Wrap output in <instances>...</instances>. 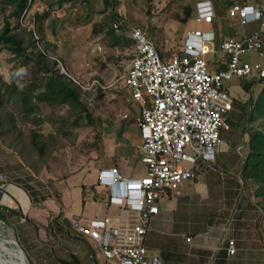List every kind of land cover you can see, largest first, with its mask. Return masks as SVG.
<instances>
[{
  "label": "rangeland",
  "instance_id": "1",
  "mask_svg": "<svg viewBox=\"0 0 264 264\" xmlns=\"http://www.w3.org/2000/svg\"><path fill=\"white\" fill-rule=\"evenodd\" d=\"M197 1L118 0L115 5L118 17L113 22L120 23L116 33L122 32L127 37L131 26H139L159 52L169 57L179 50L185 31L192 25V17L183 21V7L191 5L194 9ZM242 1L264 3V0ZM30 2L19 22L36 32L35 12L40 13L48 7L46 0ZM213 3L219 15L216 19L221 24L220 37L240 35L245 28H259V22L241 26L236 20L229 19L227 0H213ZM72 6L66 1L61 5L53 3L51 16L55 21H45V51L57 61L55 68L59 72L77 81L72 79L80 87L81 101L102 121L107 134L104 137L102 133V145L96 148L91 145L95 134L91 127L81 126L73 129L71 135L63 136L57 133L56 123L44 121L37 130L55 137L51 154L41 160L27 152L21 143L23 140L26 144L23 134H27L33 125L23 123L15 107L3 106V112L12 113L16 128L23 134L22 139L15 141L10 135L0 133V206L16 210L7 220L0 219V264H12L9 254L12 251L22 255L26 264H114L105 260L89 239L73 230L67 235L62 234L56 231L54 223L67 228L70 227L66 221L86 223L84 216L90 214L91 206L88 202L95 200L89 189L93 185H70L69 177L80 172L88 174L91 165L105 156L108 142L113 146L122 137L127 142L131 138L133 146L139 144V132L133 121L139 106L131 101L123 80L133 47L132 44H112V39L105 35L106 30L91 31L92 25L102 20L100 13L86 24L73 19L75 7ZM101 7L102 0H97V8ZM2 13L0 9V26ZM60 19H64V23L61 24ZM210 57L212 55H207L208 60ZM12 58L0 46V80L13 81L19 87L28 84L33 77L31 67L16 69L19 62ZM262 86V82L256 83L245 96H256ZM229 92L236 97L243 95V90L240 93L233 86ZM39 108L36 115L40 117L53 114L55 118L59 114L65 115L67 110L65 105L50 110L44 103ZM234 120L233 125H229L230 132L222 131L225 151L217 153L209 166L198 163L199 179L184 181L177 200L159 201L161 211L158 219L150 222L145 245L150 251L158 252L164 264H214L220 249L226 251L224 264H264V209L253 196L254 185L249 183L240 189L239 206L228 210L225 205L222 174L235 177L238 165L231 145L239 144L235 151L244 155L247 135L243 128L256 125V122H246L240 103L234 104ZM106 138H109L108 142L104 141ZM225 160L233 161L228 164L227 171L223 169L226 164L222 166ZM126 170L139 174L143 171V163L137 167L127 164ZM82 187L86 188L84 194ZM187 236L189 241L185 239ZM230 242L235 249L233 253L228 251ZM165 252H169L167 258L163 256Z\"/></svg>",
  "mask_w": 264,
  "mask_h": 264
},
{
  "label": "built area",
  "instance_id": "2",
  "mask_svg": "<svg viewBox=\"0 0 264 264\" xmlns=\"http://www.w3.org/2000/svg\"><path fill=\"white\" fill-rule=\"evenodd\" d=\"M226 14L241 26L259 22V28L218 39L214 3L199 0L190 21L193 25L185 31L179 50L169 57L156 50L143 28L131 26L127 31L133 56L123 80L131 101L139 106L134 121L145 173L123 177L117 167L102 168L97 183L110 191V204L126 208L136 217L126 224L111 216L87 223L72 221L76 232L93 242L105 260L164 264L160 254L145 245L150 222L161 211L160 199L177 200L184 181L199 179L198 163L212 162L217 153L225 151L222 131L230 132L228 116L234 108L228 82L234 77L264 79V64L249 58L250 54L264 56V3L229 0ZM119 24L113 25L119 29ZM33 33L37 38V32ZM218 53L227 58L223 68L218 61L213 65L207 59ZM228 247L230 253L235 251L233 242Z\"/></svg>",
  "mask_w": 264,
  "mask_h": 264
},
{
  "label": "trees",
  "instance_id": "3",
  "mask_svg": "<svg viewBox=\"0 0 264 264\" xmlns=\"http://www.w3.org/2000/svg\"><path fill=\"white\" fill-rule=\"evenodd\" d=\"M30 1L0 0V9L3 12V23L0 26V46L12 55V59L18 60L19 65L15 66L16 69L29 66L33 73L32 80L21 87L13 81L7 83L0 80V133L4 132L6 135H10L15 141L22 139L23 131L16 128L15 117L12 113H8V111L3 112V106L10 105L18 109V116H20L18 118L23 123L33 125L27 134H23V139L26 144H24L23 140L21 143L27 152L34 153L41 160H44L51 154L53 139L55 137V135L43 134L37 130L36 127L44 121L56 123L57 133L63 136L71 135L73 129L81 126L86 125L91 127L95 131L91 145L97 148L99 145H102V121L94 117L93 113L81 101L80 87L70 77L55 68L57 61L45 51V21H55L52 20L51 16L53 3L61 5L65 1L70 2L71 5H74L72 7H75V11L72 14L73 19L86 24L91 22V18L95 14H102V20L100 23L92 25V31L98 33L101 30H106L105 35L112 39V44L126 46L132 44L131 39L127 38L122 32L116 33L118 29L113 25L114 19L118 17L115 10V5L118 0H102V7L100 9L97 8V0H51V2L46 0L48 8L40 13L35 12L34 20L36 21L37 38L34 36L32 29L21 26L19 22L24 12L29 8ZM227 1L228 6L229 0ZM183 9V21H187L193 16L194 9L191 5H186ZM216 15V18L219 19L218 13ZM59 21L62 24L65 20L60 19ZM218 26H220L219 29ZM214 27L217 33H220L221 24L217 19L214 20ZM226 36L230 37L233 35L229 34ZM156 50L159 52L157 48ZM159 53L162 55L161 52ZM260 82L263 83V86L256 96L249 94L243 102H239V100L233 98L234 104L240 103L243 109V115H246V122H256V125L250 128H243V132L247 135V151L244 155H240L235 151V147L237 145L240 146L239 144L235 145L232 143L231 145L234 148V154L238 156L234 155L238 165L235 177L229 173L222 174L224 182L223 193L225 205L228 210L236 207V205L239 206L237 198L240 189L249 183L254 185L253 196L256 203L264 209V79H240V85L247 93H250L251 88ZM42 103L46 104L50 110H55L57 107L65 105L67 106L66 114H59L55 118L53 114L40 117L36 113H39V105ZM234 122L233 108L229 112L228 123L229 125H233ZM4 123H6L5 127H3ZM236 159H234L235 162ZM201 163L210 165L208 161H202ZM232 163L233 161L229 162V160H225L222 166L226 164V169H223L227 171L228 166ZM89 189H91L94 199L101 198L105 201L108 200L109 190L106 189L104 193H99L95 186H90ZM85 190L86 188L82 187V194H84ZM12 213H16V210L0 206L1 220H7ZM66 223L70 228L64 227L58 222L54 223V228H56V231L66 235L72 230L76 231L73 222L66 221ZM168 253L165 252L163 256L167 258ZM217 254L218 258L214 260V264H224L226 262V251L220 249Z\"/></svg>",
  "mask_w": 264,
  "mask_h": 264
},
{
  "label": "crops",
  "instance_id": "4",
  "mask_svg": "<svg viewBox=\"0 0 264 264\" xmlns=\"http://www.w3.org/2000/svg\"><path fill=\"white\" fill-rule=\"evenodd\" d=\"M193 25V23H192ZM253 28H245L244 33H249L250 30ZM92 31V30H91ZM228 37V36H224ZM220 37L219 39H221ZM263 39V44H264V36H262ZM133 47V46H132ZM263 51H264V46H263ZM250 58L253 60L258 59L259 61L264 64V56L257 58L255 54H250ZM227 58L225 55L222 53H218L217 55H212L210 57L211 64H215L216 61H218L219 67L223 68L225 66ZM233 86L238 90L240 93H242V87L240 85V79L237 77L232 78L228 84V91ZM240 87V88H239ZM242 89V90H241ZM230 93V92H229ZM231 94V93H230ZM247 93L243 90V95L241 96H234L231 94V96L235 100H239L241 102L245 101L247 99V96H245ZM138 111V110H137ZM136 114V113H135ZM132 121V120H131ZM104 137L107 134L106 128L103 127V132ZM107 137H110L108 134ZM139 144L137 146H133L131 138L127 142L125 138H122L115 141L113 146L109 144V138L104 139L105 142H108V146L106 145V150H105V156L102 157L99 162L94 163L91 165L89 168L88 174L80 172L76 174L75 176H72L71 178H68V181L70 185H79L80 186H87V185H93L97 189L99 193H104L106 188L98 185L97 183V175L100 169L102 168H110L112 165L116 166L121 173L123 177H133V176H138L139 174L142 175L145 173V167L143 165V171L139 174L132 173L131 171L126 170V165L127 164H133L134 167L142 165V162L140 160V145H141V139L139 135ZM117 145H122V147H117ZM112 162V163H111ZM112 164V165H111ZM164 200H167V198H163ZM91 204L90 206V214L88 216H84V222H88L90 219L95 218V217H102V216H111L112 218L115 219V221L119 224H126L134 221L136 215L131 212L130 210L116 206L114 204H110L109 201H105L104 199H95V200H90L88 204ZM158 219V215L153 218V220ZM86 238V237H82ZM88 239V238H87Z\"/></svg>",
  "mask_w": 264,
  "mask_h": 264
},
{
  "label": "bare ground",
  "instance_id": "5",
  "mask_svg": "<svg viewBox=\"0 0 264 264\" xmlns=\"http://www.w3.org/2000/svg\"><path fill=\"white\" fill-rule=\"evenodd\" d=\"M18 252H19V250H18ZM9 254L11 256L10 259H11L12 264H26V263H24V260L22 259V255L18 254L17 252L12 251V252H9Z\"/></svg>",
  "mask_w": 264,
  "mask_h": 264
}]
</instances>
